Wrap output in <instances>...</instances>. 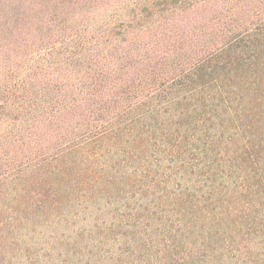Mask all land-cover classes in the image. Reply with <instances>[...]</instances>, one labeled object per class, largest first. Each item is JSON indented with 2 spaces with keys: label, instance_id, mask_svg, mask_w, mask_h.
Returning a JSON list of instances; mask_svg holds the SVG:
<instances>
[{
  "label": "trees",
  "instance_id": "trees-1",
  "mask_svg": "<svg viewBox=\"0 0 264 264\" xmlns=\"http://www.w3.org/2000/svg\"><path fill=\"white\" fill-rule=\"evenodd\" d=\"M90 204L112 264H264V0H0V244Z\"/></svg>",
  "mask_w": 264,
  "mask_h": 264
},
{
  "label": "rangeland",
  "instance_id": "rangeland-1",
  "mask_svg": "<svg viewBox=\"0 0 264 264\" xmlns=\"http://www.w3.org/2000/svg\"><path fill=\"white\" fill-rule=\"evenodd\" d=\"M97 207L90 204L78 216L73 214L75 212L67 214L68 223L35 222L33 234L30 232L26 238L25 226L19 228L14 243L0 244V264H90L93 261L94 264H112V256L120 250L117 239L122 234L114 239L116 234L105 231L110 214L100 212ZM57 219L58 216L54 221ZM92 224L98 227L96 232L87 229ZM82 227L83 233L77 237L74 230ZM87 257L92 258L87 260Z\"/></svg>",
  "mask_w": 264,
  "mask_h": 264
}]
</instances>
